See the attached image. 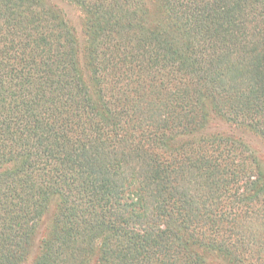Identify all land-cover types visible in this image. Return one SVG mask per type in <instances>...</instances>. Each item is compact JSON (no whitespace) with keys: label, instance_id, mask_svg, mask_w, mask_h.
Segmentation results:
<instances>
[{"label":"trees","instance_id":"1","mask_svg":"<svg viewBox=\"0 0 264 264\" xmlns=\"http://www.w3.org/2000/svg\"><path fill=\"white\" fill-rule=\"evenodd\" d=\"M63 1L0 0V264H264V0Z\"/></svg>","mask_w":264,"mask_h":264},{"label":"rangeland","instance_id":"2","mask_svg":"<svg viewBox=\"0 0 264 264\" xmlns=\"http://www.w3.org/2000/svg\"><path fill=\"white\" fill-rule=\"evenodd\" d=\"M52 4L56 5L60 9H62L65 12V15L67 17V20L70 21V23L73 25V27H77L79 30L81 29V24H82V15L79 11V8L76 7V5H69L67 2L63 0H50ZM216 127L213 128L209 133L214 134L216 132L220 133H230L231 128L228 127V125H223L222 123H218L215 125ZM243 139L250 145V147L258 154V157L260 161L264 164V142L261 140L247 134H240ZM47 227V221L44 222L42 225L41 232L42 234L46 231ZM42 237V236H41ZM41 237L38 238V240L41 239ZM38 251V244L35 245L32 257L37 255ZM212 262L217 263V264H226L221 261V259H212Z\"/></svg>","mask_w":264,"mask_h":264}]
</instances>
